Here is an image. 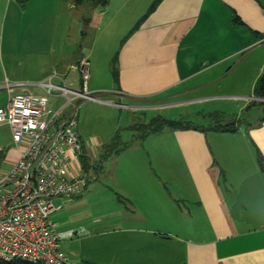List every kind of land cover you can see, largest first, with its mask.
<instances>
[{
	"label": "crops",
	"instance_id": "crops-1",
	"mask_svg": "<svg viewBox=\"0 0 264 264\" xmlns=\"http://www.w3.org/2000/svg\"><path fill=\"white\" fill-rule=\"evenodd\" d=\"M153 1L146 0L148 7L140 0L94 7L88 54L80 50L59 65L58 77L47 78L71 85L70 73L86 63L90 79L98 62L105 64L106 84L86 90L114 98L106 103L135 115L151 109L193 121L218 113L233 121L250 112L264 74V0H160L146 15ZM49 3L46 13L57 6ZM8 82L0 57V108L14 95L31 93H16ZM260 118L240 119L235 132L164 130L141 141L133 132L129 147L92 174L82 161L95 165L107 143L78 134L83 157L75 172L86 182L79 195L55 200L60 208L50 220L58 232H84L63 239L60 249L73 264H264ZM19 153L9 126L0 123V178ZM177 168L187 175L189 190L168 188L177 184Z\"/></svg>",
	"mask_w": 264,
	"mask_h": 264
},
{
	"label": "built area",
	"instance_id": "built-area-1",
	"mask_svg": "<svg viewBox=\"0 0 264 264\" xmlns=\"http://www.w3.org/2000/svg\"><path fill=\"white\" fill-rule=\"evenodd\" d=\"M85 66L80 68L82 83L88 76ZM39 86L42 94L14 95L0 108V123L9 126L20 150L16 162L0 178V261L73 264L60 242L84 230L58 232L50 215L60 208L56 199L79 195L86 182L75 172L83 151L76 130V106L69 113L65 110L73 101L96 97L85 88L76 91L54 83L52 77ZM50 96L64 97L65 102L50 109Z\"/></svg>",
	"mask_w": 264,
	"mask_h": 264
},
{
	"label": "rangeland",
	"instance_id": "rangeland-1",
	"mask_svg": "<svg viewBox=\"0 0 264 264\" xmlns=\"http://www.w3.org/2000/svg\"><path fill=\"white\" fill-rule=\"evenodd\" d=\"M44 1L45 4L43 5ZM55 1H57L56 9L55 6H52L55 11L46 13V6L48 7L50 4L49 0H0L2 75L8 77V84L22 83L20 86L13 87L16 93L23 89L26 92L42 94L43 91L38 84L46 80L48 76L58 77L60 64L69 61L74 56L77 57L80 50L84 55L88 54L92 43L93 28L96 26V23L90 24L92 10L95 9L93 4L85 2L82 5H74L73 0ZM140 1L145 7H148L146 0ZM149 1L152 2V0ZM85 68L88 76L83 82V87L80 80L81 73L77 71L69 74L68 79L72 84L68 85V82H65V85L76 91H81L84 88L86 90V86L88 84L91 86L94 82L105 86V80H107L105 64L101 65L100 63L99 65L97 62L96 65H93L90 79L89 68L87 65ZM96 71L98 72L97 75L95 74ZM53 82L60 84L56 78L53 79ZM86 92L95 96L96 100L73 101L65 111L69 113L76 106V130L83 141H89L92 144H96L99 140H102V143L110 144L117 130L121 133L122 140L128 141L131 139L133 131L125 130L127 124L134 122L130 126L138 129L152 117L159 115L156 110L151 109H144L141 112H136L135 115L126 112L124 108L120 109L106 103L108 101L116 102V100L104 95V93H91L87 90ZM64 102V97L50 96L48 108L56 109ZM168 112L166 111L164 114L167 115ZM262 113H264V108L255 105L250 112H241L237 116L242 119L243 123L245 121L254 122L258 116L264 115ZM171 117L176 120L187 121L179 118L180 116L176 113L171 114ZM191 117L193 120L191 122L204 128L217 122L225 123L228 121L224 114L218 116L216 120L207 116H204L203 119L197 116ZM134 133L137 134L135 131ZM96 164L97 161H95ZM89 169V173L92 174L99 167L96 165L89 167ZM177 170V184H168V188L171 190L176 188L189 190L191 186L187 182V175L183 168H177Z\"/></svg>",
	"mask_w": 264,
	"mask_h": 264
},
{
	"label": "trees",
	"instance_id": "trees-1",
	"mask_svg": "<svg viewBox=\"0 0 264 264\" xmlns=\"http://www.w3.org/2000/svg\"><path fill=\"white\" fill-rule=\"evenodd\" d=\"M109 0H73V4L74 5H82L85 2H89L93 4V7H103L108 3ZM160 0H154L153 3L151 4V6L149 7L146 15L148 13H150L154 7L158 4ZM236 22H239V20L235 19ZM111 74L113 77L114 81H117V71L114 67H112L111 70ZM81 80V85H83L82 83V78ZM253 94L255 98H259V99H264V74H262L255 86H254V90H253ZM252 105H259L262 106V108H264V100H257V101H253ZM221 114L218 113H212L209 115H206L207 117H211L213 119L216 120V118L218 116H220ZM260 120H264V115H262V117L260 118ZM239 123H241V120H233V121H227L225 123H219L217 122L214 125H209L206 128L201 127V126H197L196 124H194L191 121H184V120H176V119H168L165 118L161 115H156L154 117H152L146 124H144L143 126H141V128H133V126H130L128 128H126L127 130L130 131H135L137 132V134L135 133V141L136 140H143L146 136H148L149 134H153V133H159L161 131L164 130H199V131H214V132H235L237 130V127L239 125ZM140 130V131H139ZM132 142H125L121 139V133L117 130L112 142L110 144H106L102 147V153L99 155L98 160H97V166L99 167V169H102L103 163L113 154H118L121 151L125 150L126 148L129 147V145ZM83 151L80 155V160L82 161V157H83ZM257 161L259 164V167L261 170H264V163H262V157L260 154H258L257 157ZM82 165L84 166V169L87 171L89 169L88 166H90L87 162H85V160L82 161ZM93 165V166H96ZM0 264H40V263H32V262H28L26 260H21V259H13L10 261H0Z\"/></svg>",
	"mask_w": 264,
	"mask_h": 264
},
{
	"label": "water",
	"instance_id": "water-1",
	"mask_svg": "<svg viewBox=\"0 0 264 264\" xmlns=\"http://www.w3.org/2000/svg\"><path fill=\"white\" fill-rule=\"evenodd\" d=\"M257 99H259V98H257ZM259 100H264V99H259Z\"/></svg>",
	"mask_w": 264,
	"mask_h": 264
}]
</instances>
